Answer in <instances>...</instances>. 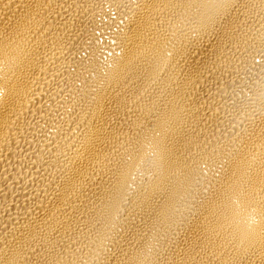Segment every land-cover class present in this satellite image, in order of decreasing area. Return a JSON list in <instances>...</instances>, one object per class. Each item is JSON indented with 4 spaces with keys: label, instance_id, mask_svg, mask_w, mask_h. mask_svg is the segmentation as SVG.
Segmentation results:
<instances>
[{
    "label": "bare ground",
    "instance_id": "6f19581e",
    "mask_svg": "<svg viewBox=\"0 0 264 264\" xmlns=\"http://www.w3.org/2000/svg\"><path fill=\"white\" fill-rule=\"evenodd\" d=\"M0 264H264V0H0Z\"/></svg>",
    "mask_w": 264,
    "mask_h": 264
}]
</instances>
